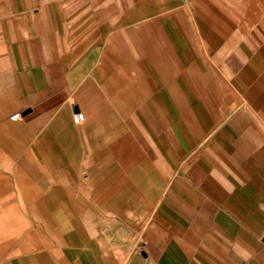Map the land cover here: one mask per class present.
<instances>
[{"label": "crops", "instance_id": "crops-1", "mask_svg": "<svg viewBox=\"0 0 264 264\" xmlns=\"http://www.w3.org/2000/svg\"><path fill=\"white\" fill-rule=\"evenodd\" d=\"M0 173V264H264V0H0Z\"/></svg>", "mask_w": 264, "mask_h": 264}, {"label": "rangeland", "instance_id": "rangeland-1", "mask_svg": "<svg viewBox=\"0 0 264 264\" xmlns=\"http://www.w3.org/2000/svg\"><path fill=\"white\" fill-rule=\"evenodd\" d=\"M11 189L5 185L4 175L0 173V263L4 261L10 244L20 240L27 220L22 197L16 192L12 196Z\"/></svg>", "mask_w": 264, "mask_h": 264}, {"label": "built area", "instance_id": "built-area-1", "mask_svg": "<svg viewBox=\"0 0 264 264\" xmlns=\"http://www.w3.org/2000/svg\"><path fill=\"white\" fill-rule=\"evenodd\" d=\"M19 116H20L19 112H16L13 115H11L12 118H17ZM72 118H73L74 122H80V121L83 120L84 115H83V113L81 111H76V112L73 113Z\"/></svg>", "mask_w": 264, "mask_h": 264}]
</instances>
